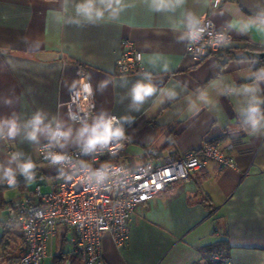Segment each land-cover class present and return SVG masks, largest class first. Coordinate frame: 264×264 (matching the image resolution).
<instances>
[{"label":"crops","instance_id":"crops-1","mask_svg":"<svg viewBox=\"0 0 264 264\" xmlns=\"http://www.w3.org/2000/svg\"><path fill=\"white\" fill-rule=\"evenodd\" d=\"M81 2L0 0V179L11 170L14 183L8 177L7 184L25 188L13 185L2 193L0 264L13 259L22 242L20 229L6 224L10 205L36 200L37 185L45 193L59 178L57 166L37 158L38 144L59 127L69 133L60 149L75 148L86 143L83 128L110 115L129 137L120 161L161 162L214 142L236 169L207 161L136 207L124 247L103 234L107 264H205L211 251L227 264H264V115L254 117L264 107V73L257 72L256 59L238 57L246 48H264V0H217L214 7L211 0H165L168 6L160 9L157 0H120L112 8L96 0L104 15L92 20L77 12ZM204 15L232 42L219 56L196 62L185 50L187 33ZM124 38L141 52L139 71H116ZM82 78L91 82L95 115L74 123L66 102ZM137 85L154 91L136 101ZM253 120L259 121L255 129ZM9 121L17 127L14 136ZM29 161L33 167L25 173L21 166ZM70 235L61 228L47 239L42 264L70 253Z\"/></svg>","mask_w":264,"mask_h":264},{"label":"built area","instance_id":"built-area-1","mask_svg":"<svg viewBox=\"0 0 264 264\" xmlns=\"http://www.w3.org/2000/svg\"><path fill=\"white\" fill-rule=\"evenodd\" d=\"M217 4V0L210 2L212 7ZM231 42V34L215 26L204 15L194 28L188 30L185 50L200 62L210 56H219L221 49ZM140 63L141 52L132 40L124 38L116 71L136 72L140 70ZM85 86H89L90 91ZM66 109L74 123L93 118L95 103L88 79L82 78L70 90ZM105 120H112L116 128V116L110 115ZM57 130L62 132L59 127H54L51 132ZM61 138L53 139L50 135L37 146V158L59 168L58 180L50 184L45 193L37 185L33 190L36 200L24 197L10 205L8 219L18 223L24 241L22 253L13 264H42L46 257L47 239L60 234L61 228L71 232L69 255L78 257L81 264H107L101 248L103 234L109 233L115 246L124 247L136 207L146 204L174 183L187 180L207 161L222 169H236L234 158L214 142H205L200 148L179 156H167L161 162L149 159L132 163L116 159L129 141L126 132L108 144H98L92 149L83 143L61 150ZM57 155L63 158L54 161ZM210 257L214 261H227L219 252L211 253ZM64 264H71V260L67 259Z\"/></svg>","mask_w":264,"mask_h":264},{"label":"clouds","instance_id":"clouds-1","mask_svg":"<svg viewBox=\"0 0 264 264\" xmlns=\"http://www.w3.org/2000/svg\"><path fill=\"white\" fill-rule=\"evenodd\" d=\"M99 3L103 4L105 8H112L113 4L119 5L120 0H99ZM168 5L164 3L157 2L155 3V7L157 9L167 7ZM77 12L79 14H83L89 20L92 19H100L103 17L104 12L101 9L96 8V0H82L81 3L76 6ZM195 33H193V36ZM86 90L90 91L89 86H85ZM154 89L150 85H137L133 90V98L136 101H143L146 96H149L153 93ZM9 129L8 134L10 136H14L17 132V127L14 121H9ZM33 131L29 134L30 138L35 140L36 133L39 131V124L41 123V119L39 116L35 117L33 120ZM259 121L253 120L252 127L255 129ZM85 133H88V137L86 140V147L88 149L94 148L96 145H104L108 144L113 138H117L123 135V130L119 127L114 128L112 120H103L101 119L98 123H96L91 129L85 127L81 130V136ZM69 133L61 132L59 130L51 132L50 135L53 139H56L60 136H67ZM63 157L57 155L54 157V161H58ZM33 167L31 161L26 162L21 166L23 172L28 173L29 169ZM9 177V183H14V176L11 170H8L6 173Z\"/></svg>","mask_w":264,"mask_h":264},{"label":"trees","instance_id":"trees-1","mask_svg":"<svg viewBox=\"0 0 264 264\" xmlns=\"http://www.w3.org/2000/svg\"><path fill=\"white\" fill-rule=\"evenodd\" d=\"M245 50H251V51H260V52H262V51H264V48H262V49H248V48H246V49H244V50H242V51H245ZM225 52H228V50L226 49L225 50ZM224 52V53H225ZM220 55V54H219ZM256 70H257V72L258 73H264V57H262V58H260V59H256ZM256 115L257 116H259V115H264V107L258 112V114H255L254 115V117H256ZM253 117V118H254ZM252 118V119H253ZM170 144V142L169 141H167V142H165V145H169ZM8 180V176H6L5 178H1L0 179V210H1V208H3L4 207V205L6 204V201L5 200H3V198H2V193H3V191L5 190V189H7L8 187H11V186H18L19 187V190L20 191H24V187L21 185L23 182H17V183H15V184H7V181ZM6 224H9V225H12V226H14V227H18L19 228V225H18V223L17 222H11V221H9V219L7 218V220H6ZM5 223H4V225H6ZM20 229V228H19ZM20 237H21V240H22V242H21V245L18 247V253L13 257V259H10V260H7L8 258H6V260L4 261L5 262V264H13V263H15L18 259H19V257H20V255H21V253L22 252H20L22 249H23V247H24V241H23V237H22V234H21V232H20ZM211 253H214V252H207L206 253V256H205V258H206V261H205V264H227L226 262H219V261H214V260H212L211 259V257H210V254ZM67 259H70L71 260V264H76L77 263V257L76 256H71V255H69V254H66V253H59L58 255H56L55 257H54V264H64V262L67 260ZM3 260L1 259V257H0V262H2Z\"/></svg>","mask_w":264,"mask_h":264},{"label":"water","instance_id":"water-1","mask_svg":"<svg viewBox=\"0 0 264 264\" xmlns=\"http://www.w3.org/2000/svg\"><path fill=\"white\" fill-rule=\"evenodd\" d=\"M238 57L260 59L264 57V51L260 52V51L245 50Z\"/></svg>","mask_w":264,"mask_h":264},{"label":"snow or ice","instance_id":"snow-or-ice-1","mask_svg":"<svg viewBox=\"0 0 264 264\" xmlns=\"http://www.w3.org/2000/svg\"><path fill=\"white\" fill-rule=\"evenodd\" d=\"M157 2L164 3L165 0H157ZM141 198H144V197H141Z\"/></svg>","mask_w":264,"mask_h":264},{"label":"rangeland","instance_id":"rangeland-1","mask_svg":"<svg viewBox=\"0 0 264 264\" xmlns=\"http://www.w3.org/2000/svg\"><path fill=\"white\" fill-rule=\"evenodd\" d=\"M30 186H32V184L30 185ZM45 189L43 188V191H44Z\"/></svg>","mask_w":264,"mask_h":264}]
</instances>
